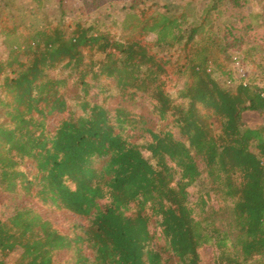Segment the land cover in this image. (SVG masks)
<instances>
[{"label":"trees","instance_id":"1","mask_svg":"<svg viewBox=\"0 0 264 264\" xmlns=\"http://www.w3.org/2000/svg\"><path fill=\"white\" fill-rule=\"evenodd\" d=\"M202 1L191 20L166 0L109 23L2 13L0 264H203L206 245L264 264V124L242 121L264 86L220 79L229 49L264 48V0Z\"/></svg>","mask_w":264,"mask_h":264},{"label":"rangeland","instance_id":"2","mask_svg":"<svg viewBox=\"0 0 264 264\" xmlns=\"http://www.w3.org/2000/svg\"><path fill=\"white\" fill-rule=\"evenodd\" d=\"M125 0H45V7L38 8L36 2L33 0H16V6L10 5L7 0H0L2 2V9L0 10V16L4 12L13 14V22L21 24L22 26H39L44 23L45 20L57 21L60 18V9L64 10V14L61 15L62 21L67 23L72 19H87L89 22L98 21V23L111 22L113 15L118 16L120 9ZM170 3V8L175 10H185L189 15V20L196 18L201 10L202 0H166ZM248 3L238 15H246L247 11L252 8ZM253 8H258L257 4H254ZM32 14V15H31ZM3 16V15H2ZM237 16V15H236ZM227 21H233L232 19H224ZM247 18L246 21L247 22ZM236 27L241 24L234 23ZM258 37L261 38L264 35V30H257ZM153 34H149L147 39H154ZM264 40V39H263ZM261 42V41H260ZM243 48V46H241ZM228 66L226 67V73L220 77L221 81H225L226 85L232 86L239 81L245 83L251 82V78H256L255 81L259 85L264 86V48L254 54L253 57L246 60H242L240 51L229 49ZM6 55V49L0 37V58H4ZM238 63V64H237ZM176 81V79H174ZM174 89V88H173ZM242 121L245 125L255 127L264 124V113H260L255 110L247 109L242 113ZM216 204V201H213ZM0 208L5 214H9L13 209V203L9 202L5 208L0 203ZM42 209V208H41ZM51 220L62 231H67L69 227V221L71 216L62 211L49 212ZM202 263L212 264L213 261V249L210 245H206L200 250ZM18 251L12 252L6 259L7 264H12L17 258ZM61 257H65L61 255ZM66 258V257H65Z\"/></svg>","mask_w":264,"mask_h":264},{"label":"built area","instance_id":"3","mask_svg":"<svg viewBox=\"0 0 264 264\" xmlns=\"http://www.w3.org/2000/svg\"><path fill=\"white\" fill-rule=\"evenodd\" d=\"M238 64V63H237ZM243 82V81H242ZM245 84V82H243Z\"/></svg>","mask_w":264,"mask_h":264}]
</instances>
